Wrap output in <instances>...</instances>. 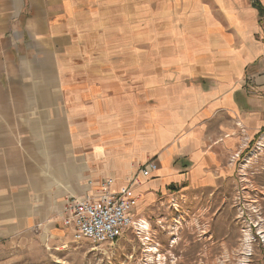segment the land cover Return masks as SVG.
<instances>
[{
    "label": "crops",
    "instance_id": "obj_1",
    "mask_svg": "<svg viewBox=\"0 0 264 264\" xmlns=\"http://www.w3.org/2000/svg\"><path fill=\"white\" fill-rule=\"evenodd\" d=\"M150 3L158 44H134ZM118 4L124 55L87 56V23ZM263 130L264 0H0V244L54 233L71 199L123 193L150 161L135 196L213 187Z\"/></svg>",
    "mask_w": 264,
    "mask_h": 264
},
{
    "label": "rangeland",
    "instance_id": "obj_2",
    "mask_svg": "<svg viewBox=\"0 0 264 264\" xmlns=\"http://www.w3.org/2000/svg\"><path fill=\"white\" fill-rule=\"evenodd\" d=\"M122 6H105L103 20L87 23L88 34L81 40L91 52L87 56L124 55L115 49L126 44V36L119 37L126 22L110 20L113 9L121 18ZM160 7L149 4L147 21L141 5L134 11V44H158L155 17ZM94 46L104 47L93 53ZM226 167L210 188L183 190V185L172 184L153 192L152 200L138 195L134 224L114 244L76 242L74 229L63 225L31 242L0 244V264H264V130ZM104 183L112 186L111 180L101 187Z\"/></svg>",
    "mask_w": 264,
    "mask_h": 264
},
{
    "label": "built area",
    "instance_id": "obj_3",
    "mask_svg": "<svg viewBox=\"0 0 264 264\" xmlns=\"http://www.w3.org/2000/svg\"><path fill=\"white\" fill-rule=\"evenodd\" d=\"M158 171L155 162H148L123 193L115 194L104 183L96 193L83 199H72L63 214V225L73 228L75 241L88 240L95 245L114 244L134 224L132 213L138 206V196L133 189Z\"/></svg>",
    "mask_w": 264,
    "mask_h": 264
},
{
    "label": "trees",
    "instance_id": "obj_4",
    "mask_svg": "<svg viewBox=\"0 0 264 264\" xmlns=\"http://www.w3.org/2000/svg\"><path fill=\"white\" fill-rule=\"evenodd\" d=\"M172 188L174 189V187H171V189H172Z\"/></svg>",
    "mask_w": 264,
    "mask_h": 264
}]
</instances>
